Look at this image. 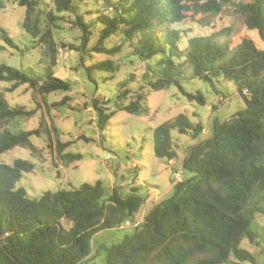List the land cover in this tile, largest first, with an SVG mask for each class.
<instances>
[{"label":"trees","instance_id":"trees-1","mask_svg":"<svg viewBox=\"0 0 264 264\" xmlns=\"http://www.w3.org/2000/svg\"><path fill=\"white\" fill-rule=\"evenodd\" d=\"M83 1L51 0L42 7L41 0H15L24 9L21 29L33 38V44L45 46L50 61L42 77L0 62L4 86L0 91V156L14 147L35 154L38 147L31 139L38 138L65 165L80 159L79 153L65 152L71 142L60 140L57 129L42 114L34 128L13 131L9 127L19 117H31L40 108L47 113L70 100L63 96L56 102L46 101L50 93L70 89V82L51 70L53 31L62 21L80 31V64L94 53L119 51L121 44L106 46L116 36L128 41L141 61L155 59L153 65L145 66L144 83L134 93L124 89L114 95L116 109H107L109 99H92L99 129L118 110L142 113L148 91L175 86L188 101L204 104L199 90L191 93L183 88L182 81L194 78L211 87L219 79L232 81L244 108L224 121L215 120L204 137H200L202 124L192 123L183 113L153 128V153L167 160L176 156L171 130L198 139L180 163L191 175L176 181L169 196L143 213L132 235L106 248L103 263L89 262L97 253L92 238L141 213L146 198L136 187L122 194L119 186L108 188L98 179L30 198L17 182L24 172L33 170L34 163L20 157L10 163L0 161V264H258L241 242L258 243L255 217L264 215V0H104L105 8L95 10L99 29L90 47L93 21L86 22L79 12ZM230 2L233 12L242 16L245 29L257 32L262 48L248 35L233 44L230 25L192 35L189 28H183L190 15H217ZM223 36L227 38L221 40ZM0 38L17 48L2 28ZM93 68L114 71L118 65L95 60L87 66ZM134 77L131 73L128 80ZM20 87L35 91L40 102L30 108L10 103L7 92Z\"/></svg>","mask_w":264,"mask_h":264},{"label":"rangeland","instance_id":"rangeland-1","mask_svg":"<svg viewBox=\"0 0 264 264\" xmlns=\"http://www.w3.org/2000/svg\"><path fill=\"white\" fill-rule=\"evenodd\" d=\"M231 2L217 15H190L182 25L183 28H189L191 31L188 34L192 35L207 34L230 25L232 32L229 38L233 44L243 35H248L258 48H262V41L257 32L245 29L242 16L233 12ZM50 3L51 0H41L42 7ZM104 8V0H85L79 4L78 10L83 19L86 22L93 21L90 27L92 36L87 47L92 45L99 29V24L94 22L95 10L102 11ZM87 11L91 13H85ZM106 12L109 14L111 10L106 9ZM23 13L24 9L17 6L15 0H3L0 28L5 30L17 48L0 38V62L19 68L31 76L42 77L50 58L45 46L33 44V38L21 29ZM59 24L60 27L53 31L56 44L55 62L51 65V70L54 75L68 80L70 89L50 93L46 101L56 102L63 96H69L70 100L62 106L49 108L47 113L40 108L31 117H19L12 121L9 127L13 131L34 128L42 114L46 123L50 124V119L57 129L60 140L71 142L65 152L79 153L80 159L65 165L54 158V153L46 148L40 139L32 138L31 142L38 147L37 153L32 154L28 148L14 147L4 152L0 161L10 163L14 158L20 157L34 163L33 170L24 172L17 182V186L23 187L30 198H38L45 190L69 188L83 182L94 183L99 179L108 188L119 186L122 194L130 187H136L138 193L146 198L141 206V212L144 213L154 202L169 196L176 181L191 175V172L181 168L180 163L188 147L198 141L189 133H179L173 129L171 136L176 156L171 160L156 157L153 153V128L183 113L192 123L202 124L204 130L200 137H204L210 133L215 120L228 119L244 108V102L232 81L219 79L218 82L214 81V86L211 87L194 78L182 81L183 88L191 93L199 90L205 96L204 104L188 101L175 86L165 90L148 91L145 97L146 109L142 113L118 110L109 119L108 124L99 129L92 99H109L107 109H116L114 95L124 89L134 93L144 83L141 74L145 66L153 65L155 59L141 61L133 53L130 43L121 36H116L108 39L106 46L121 44L119 51L113 54L94 53L92 57H85L83 64H80V31L70 28L68 21ZM226 38L223 36L221 40ZM95 60H111L118 65V69L88 70L87 66ZM131 73L135 75L132 81L128 80ZM1 90H4L2 83ZM7 97L10 103L23 104L28 108L36 106L35 102H40V96L35 91H25L23 87L12 93L7 92ZM213 105L215 109H212ZM255 221L259 235L258 243H250L245 239L241 245L255 255L258 264H264V215H257ZM133 232L134 227L122 223L118 228L106 229L94 235L92 245L97 253L90 257L89 262L103 263L106 259V248L121 243Z\"/></svg>","mask_w":264,"mask_h":264},{"label":"built area","instance_id":"built-area-1","mask_svg":"<svg viewBox=\"0 0 264 264\" xmlns=\"http://www.w3.org/2000/svg\"><path fill=\"white\" fill-rule=\"evenodd\" d=\"M243 93H246L245 90H243ZM143 218V212H141L137 217L133 218V219H127L123 222V224L125 226H132V227H137L140 225L141 221Z\"/></svg>","mask_w":264,"mask_h":264},{"label":"crops","instance_id":"crops-1","mask_svg":"<svg viewBox=\"0 0 264 264\" xmlns=\"http://www.w3.org/2000/svg\"><path fill=\"white\" fill-rule=\"evenodd\" d=\"M204 130V129H203ZM93 251L95 252L96 251V249H93Z\"/></svg>","mask_w":264,"mask_h":264}]
</instances>
